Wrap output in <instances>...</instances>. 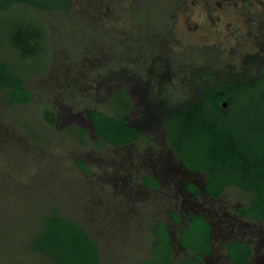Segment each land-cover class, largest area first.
Masks as SVG:
<instances>
[{"label": "rangeland", "instance_id": "rangeland-1", "mask_svg": "<svg viewBox=\"0 0 264 264\" xmlns=\"http://www.w3.org/2000/svg\"><path fill=\"white\" fill-rule=\"evenodd\" d=\"M69 1L66 12L16 6L0 13V62L33 94L30 103L10 106L0 90V264H53L36 247L54 214L86 227L100 244L102 264H142L145 231L140 222L107 218L100 174L133 149L146 160L173 156L168 139L178 124L171 115L200 102L201 81L264 76V0H229L240 11L225 6L228 0ZM32 20L45 36L38 51L24 55L15 37ZM261 93L264 81L254 90ZM240 104L231 108L230 123L257 128L250 117L263 114V103ZM92 108L126 118L142 138L126 148L99 146L87 118ZM78 160L93 173L84 175ZM226 196L232 203L250 199L236 188ZM167 261L159 251L149 263Z\"/></svg>", "mask_w": 264, "mask_h": 264}, {"label": "trees", "instance_id": "trees-1", "mask_svg": "<svg viewBox=\"0 0 264 264\" xmlns=\"http://www.w3.org/2000/svg\"><path fill=\"white\" fill-rule=\"evenodd\" d=\"M16 6H29L44 12H66L70 7L69 0H0V13L7 12ZM35 20H32V22ZM30 22L28 26L19 27L15 37L16 45L24 55L38 51L44 39L42 25ZM264 81L259 74L244 83H229L206 85L200 82L202 98L196 105L178 110L171 115L178 128L168 139L171 148L179 160L193 173L207 175L206 191L220 197L227 189L236 188L248 194L250 207L244 212L264 222V111L251 113V121L257 123V128L246 130L239 123L232 125L228 119L232 109L241 102L259 101L264 110V93L254 94L257 86ZM0 90L7 91L9 105H25L32 101L33 94L25 87L24 80L6 63L0 62ZM227 102L228 109L223 108ZM249 104H245L246 110ZM89 121L97 136L106 144L115 146L130 145L142 138V132L130 125L124 117H114L103 112L90 109ZM50 121V120H49ZM148 187H158L153 178H145ZM191 189H194L190 185ZM195 191V190H194ZM54 214L44 227V237L38 239L41 243L36 249L42 255L50 256L53 264H102L101 248L98 242L90 236L86 227L79 222L55 216ZM111 219V218H110ZM203 230L194 231L192 238L181 239L183 247L193 253L199 251L197 233L206 241L209 228L202 225ZM160 237L159 247L167 263H173V250L170 237L163 224L155 229ZM197 236V237H196ZM240 251L244 250L239 247ZM249 252H245L240 264H247ZM236 259V261L238 262ZM143 264H150L146 260Z\"/></svg>", "mask_w": 264, "mask_h": 264}, {"label": "flooded vegetation", "instance_id": "flooded-vegetation-1", "mask_svg": "<svg viewBox=\"0 0 264 264\" xmlns=\"http://www.w3.org/2000/svg\"><path fill=\"white\" fill-rule=\"evenodd\" d=\"M227 3L225 6L233 8L231 10L240 11L241 6L234 8L230 1ZM92 110L106 114L98 109ZM88 122L90 123L89 119ZM105 144L102 141L99 146ZM136 144L137 141L130 145H110L126 148ZM172 151L173 156L169 151L159 157H153V153L149 154L150 157L146 160L139 151L133 149L134 153L132 152L129 158H119L115 164L106 165L100 174V184L106 185L108 191L105 199L107 210L109 209L107 218L140 222L139 227L142 232L145 231V237L140 242L149 259L146 257L142 262L150 261L154 252L161 251L160 237L155 229L163 224L170 237L174 264H240L238 259H241L245 252H249L247 264H264V222L244 214L243 211L250 207V203H232L226 196L229 189L220 197L210 195L206 191L207 175L188 170L173 149ZM175 157L178 164L174 162ZM77 164L84 175L93 173L91 166L83 160H78ZM123 168L127 170L125 173ZM145 178H153L158 187L146 186ZM190 185L194 189H191ZM152 207L163 209L151 210V217L142 219L144 210H150ZM114 208H119L118 212H115ZM126 223L129 227L130 224L127 221ZM202 225L208 226L209 237L206 241L198 232L196 242L199 251L193 253L191 249L183 247L180 241L182 238H192L191 235L196 230L201 232ZM240 246L244 248L242 252Z\"/></svg>", "mask_w": 264, "mask_h": 264}, {"label": "water", "instance_id": "water-1", "mask_svg": "<svg viewBox=\"0 0 264 264\" xmlns=\"http://www.w3.org/2000/svg\"><path fill=\"white\" fill-rule=\"evenodd\" d=\"M227 105H228V103L225 101L222 106H223V108H226Z\"/></svg>", "mask_w": 264, "mask_h": 264}]
</instances>
